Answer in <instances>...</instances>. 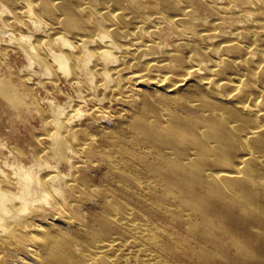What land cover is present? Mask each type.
<instances>
[{"label": "bare ground", "instance_id": "1", "mask_svg": "<svg viewBox=\"0 0 264 264\" xmlns=\"http://www.w3.org/2000/svg\"><path fill=\"white\" fill-rule=\"evenodd\" d=\"M0 5V264H264V0Z\"/></svg>", "mask_w": 264, "mask_h": 264}, {"label": "rangeland", "instance_id": "2", "mask_svg": "<svg viewBox=\"0 0 264 264\" xmlns=\"http://www.w3.org/2000/svg\"><path fill=\"white\" fill-rule=\"evenodd\" d=\"M8 2L10 4L11 1H8ZM10 5L12 6V2H11ZM1 7L2 6L0 5V9L3 10V11H0V26L3 27L2 24L4 25V23L6 22V20H5L6 17L10 16L11 14L8 11V8H5V7L1 8ZM10 8H11V10L13 9L12 7H10ZM5 24L8 27L13 25L14 28H17V29L21 30V32H23V33H27L26 26H24V25L21 26L18 22H15V20L12 19V18L10 19V21H8L9 25L7 23H5ZM1 35L5 39L8 38L7 37L8 35L5 34V33H1ZM5 61L7 62V64L9 63V64H11L13 66H14V64H13L14 62L17 65H25L26 64V60L24 59V57L20 56V57L16 58V57H14L13 53L10 56L9 55L6 56ZM32 68H34V66ZM33 80H36V78L33 77ZM62 89L65 91V93L69 92L71 94L70 88L65 83L62 84ZM34 90H35L37 98L42 102L43 99L45 98V95H46L45 91L39 86H36L34 88ZM56 98H57L56 100H61L63 98V96H57ZM44 107L47 108L48 106L46 104H44ZM0 117H1L2 121H5L7 123L13 122L15 124L16 127L14 128V133H16L17 135L21 136L22 139H24L23 141H21V145H23L24 147H27L28 142H29V138H30L29 136L31 135V133L33 131L37 132V131L40 130V120H39L40 118H39V115L36 114L35 111L34 112L30 111L29 108H26L22 112V114H20L19 117L14 119L13 117L8 116V113L4 112V110H2V107H0ZM66 168H67L66 165L62 166V169L65 170ZM153 221L157 225L163 227L165 232H166V234H168V235L169 234H173V236L175 234L174 237H176V239H177L175 241L173 240V238L172 239H167V243L171 244L170 247L173 250V253H171V251H170L171 254L169 253V255L167 256V263L168 264H177V263L178 264H183V262H184V264H187V263L188 264H196V258L193 257V256L192 257L191 256L187 257V250L183 247L184 245L180 242V240H182V238L187 235V232L185 231V228L183 226L177 224L176 222L170 220L166 215L161 214V213H158L157 215L153 216ZM167 224H168V226H167ZM174 227H176V228H174ZM166 237L167 236L165 235V238ZM193 242H195V241H193ZM182 249H183V251H182ZM163 253L165 255H167L165 252H163ZM230 253H234V250L232 249ZM224 258L225 257L222 256L220 258V261H222V259L225 260ZM183 259H185V260H183ZM173 260H174V262H173ZM175 262H177V263H175Z\"/></svg>", "mask_w": 264, "mask_h": 264}]
</instances>
